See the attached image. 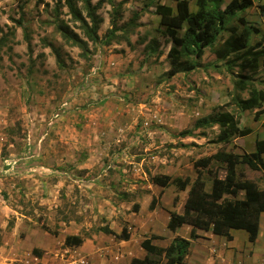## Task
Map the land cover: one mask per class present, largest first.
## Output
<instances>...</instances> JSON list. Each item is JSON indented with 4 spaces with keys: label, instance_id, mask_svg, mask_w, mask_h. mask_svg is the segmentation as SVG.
I'll list each match as a JSON object with an SVG mask.
<instances>
[{
    "label": "rangeland",
    "instance_id": "374dc122",
    "mask_svg": "<svg viewBox=\"0 0 264 264\" xmlns=\"http://www.w3.org/2000/svg\"><path fill=\"white\" fill-rule=\"evenodd\" d=\"M99 1V40L93 43L72 22L65 0H0V218L12 226L20 217V245L28 243L27 234L38 244L46 233L60 230L87 241L70 248L53 241L56 251L34 253L28 243L18 249L25 260L13 264H131L147 255L141 244L150 236L157 237L152 242L158 247L176 237L189 239L192 227L173 233L167 225L170 212L182 213L197 179L194 163L220 151L254 155L256 142L264 139V114L255 120L256 110L240 111L235 100L249 96L238 90V81L264 91V59L252 74L241 70L243 52H228L243 29L240 18L260 30L249 47L264 46V0H253L250 9L229 19L239 32L223 33L196 60L195 70L173 77L168 59L173 44L156 5H169L176 13V0L93 4ZM189 1L195 11L196 0ZM230 2L218 0L222 10ZM62 29L87 43L88 57L63 38ZM181 63L187 67L193 61L182 58ZM218 110L235 113L249 134L225 144L218 141L219 126H198ZM224 167L213 162L203 170L206 191L212 184L209 173L224 177ZM166 177L189 178L190 186L180 192L172 182L161 184ZM237 179L264 189L263 173L244 164L237 166ZM154 197L158 205L150 211ZM6 207L13 214L6 216ZM60 211L72 218L75 211L81 220L66 224ZM104 227L116 235L99 230ZM124 229L129 240L120 237ZM230 233L231 241L197 230L186 264H264V214L254 243L244 230Z\"/></svg>",
    "mask_w": 264,
    "mask_h": 264
},
{
    "label": "trees",
    "instance_id": "16d2710c",
    "mask_svg": "<svg viewBox=\"0 0 264 264\" xmlns=\"http://www.w3.org/2000/svg\"><path fill=\"white\" fill-rule=\"evenodd\" d=\"M112 5L114 0H108ZM176 13L169 5L158 3L156 14L160 16V24L165 26V34L172 41V48L168 53L171 64L169 76L173 77L179 72H191L197 68L196 60L201 59L207 48H212L223 33L236 35L239 32L237 27L229 26V19L237 16V13L246 11L253 6V0H231L222 10L218 0H196V10L192 11L189 0H176ZM103 1L93 4V0H65V7L71 16L72 22L79 24L80 29L89 41L95 43L99 40L98 27L101 23L97 11ZM58 10V9H57ZM261 15L264 16V5L260 6ZM239 22L243 26L241 33L230 42L228 52H243L241 65L242 71H249L252 74L258 71L264 59V46L257 43L255 47H249L253 33H260L259 28L251 26L244 18ZM186 25L185 35L179 36L178 30ZM63 38L73 46L79 47L84 56L90 54L87 43L78 34L62 29ZM111 36L115 34V27L111 30ZM112 38L106 41L109 44ZM264 39V36H263ZM227 55V54H226ZM182 58H190L193 63L182 67ZM238 90L248 91V98L243 99L237 95L235 100L240 111H254L255 120L264 114V91L257 89L253 84L246 81H238ZM219 111V110H218ZM205 123V124H204ZM219 126L218 141L229 144L233 138L249 134L250 129H241L239 120L235 113L220 110L211 118L198 124V126ZM256 154L244 155L241 157L235 153L225 151L217 152L211 157H205L194 163L197 179L190 186V179L176 178L172 180L166 177L161 183L164 186L171 182L181 191H188L182 213L170 212L168 229L176 232L183 226H190L191 234L189 239L176 237L167 247H158L152 244L156 236L145 239L141 246L147 252L144 258H133L131 264H186L185 258L192 245V240L198 238L197 230L211 232L216 236H222L229 241L233 240L232 230H244L248 235V241L254 243L260 232L261 217L264 214V189L252 181L240 183L237 179V166L244 164L251 170L261 171L264 175V139L256 142ZM220 163L224 165L225 176L220 177L216 172L209 173L212 176L210 191H206V182L203 180V170L211 164ZM242 184V185H241ZM241 191H244L243 198H239ZM158 205V198L151 200L149 209L154 211ZM138 210V206L135 207ZM60 211L59 219L66 224L75 221L79 222L80 217ZM42 228L50 231L45 223ZM101 230L106 235H116L109 227ZM58 236V232H53ZM124 240L130 239L127 229L123 230L120 236ZM84 243L82 236H69L65 246L80 247ZM38 255H41L39 252Z\"/></svg>",
    "mask_w": 264,
    "mask_h": 264
},
{
    "label": "crops",
    "instance_id": "0c3cea01",
    "mask_svg": "<svg viewBox=\"0 0 264 264\" xmlns=\"http://www.w3.org/2000/svg\"><path fill=\"white\" fill-rule=\"evenodd\" d=\"M8 210H9V208H7V207L3 209L6 216H8L9 214H13V212H14L13 210H10V211H8ZM23 218H25V217L23 216ZM20 222H21L20 217H15V219L13 221V225L10 226V225H7L5 218H0V230H2V231H0V235H1V239H0V264H13L17 260H21V262H22V260H25L22 257L24 254L22 252H18V249L20 246L28 247L26 245L28 243L33 244V249L31 250V252H33V253L35 250H40V251L45 250L48 252V250L51 251L53 249L54 251H56V248H57L56 244L53 245L51 242H53V241L57 242L58 246L61 248L62 246H64L67 237H69V236H80L76 232L65 234L64 233L65 230H60L58 233V236H54V235H50V234L46 233V235H43V236H45V237H43L45 242L41 243V240H40L39 243L37 244L35 242V240H33L32 236L30 234H27L25 236V239H27L25 242H28V243H23L25 245H20V244H22V241L18 240V235L16 234V230H17V228H19ZM65 225L66 224H64V223H60V226H65ZM39 234L40 233H38V235ZM150 238H151V236H150ZM86 242L87 241H84L83 244L85 245ZM91 242L93 244L94 241H91ZM152 244H153V242H152ZM72 247H75V246H72ZM68 248H70V247H68ZM46 249H48V250H46ZM47 252H44L43 255H47ZM33 253H30V256H34ZM144 257L141 256L139 258H144Z\"/></svg>",
    "mask_w": 264,
    "mask_h": 264
}]
</instances>
